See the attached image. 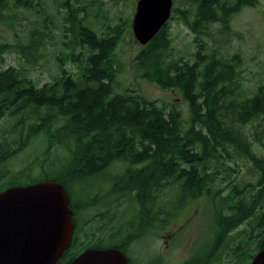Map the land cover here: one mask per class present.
Segmentation results:
<instances>
[{
  "label": "trees",
  "instance_id": "16d2710c",
  "mask_svg": "<svg viewBox=\"0 0 264 264\" xmlns=\"http://www.w3.org/2000/svg\"><path fill=\"white\" fill-rule=\"evenodd\" d=\"M10 1L0 0V22ZM35 1L12 0L40 11ZM60 1L65 13L59 36L46 24L0 40V121H8L0 126V192L41 181L66 188L75 231L55 264H68L88 248L126 251L202 196L213 203V232L207 249L182 264H252L264 248V156L242 126L261 119L264 135V83L246 93L239 85V53L221 55L203 38L216 23L228 32L232 15L257 0H186L182 9L173 6L170 20L178 17L195 34L198 49L190 58L175 54L170 20L135 55L143 78L183 93L186 121L176 103L149 100L134 87L117 91L115 52L123 29L98 33L83 0ZM48 44L61 45L52 80L40 85L23 69L4 67L8 51L17 48L31 61ZM259 130L253 131L256 139ZM35 146L41 148L24 167H8ZM234 151L257 171L255 182L237 181ZM85 180L97 185L94 194L86 192Z\"/></svg>",
  "mask_w": 264,
  "mask_h": 264
},
{
  "label": "rangeland",
  "instance_id": "374dc122",
  "mask_svg": "<svg viewBox=\"0 0 264 264\" xmlns=\"http://www.w3.org/2000/svg\"><path fill=\"white\" fill-rule=\"evenodd\" d=\"M137 2L138 0H83L88 12V21L98 33L110 31L115 26H120L123 29L122 38L115 52L116 59L121 66L115 86L117 91L123 92L129 87H134L149 100H158L159 103H176L186 121L189 118V108L183 93L176 88L164 89L155 82L143 78L134 64L135 55L142 46L135 38L132 26ZM35 3L41 13L36 9L17 7L12 0L10 1L8 9L3 14L4 21L0 22L1 41L12 39L15 32L26 34L31 30L43 29L46 24L55 29L56 35L59 36V26L65 13V9L60 4L61 1L36 0ZM173 6L182 9L186 7V0H174ZM46 18L48 20L44 23ZM229 26L230 30L225 33L221 30L220 24L216 23L212 26L211 35L204 36L203 39L206 42V47L218 49L221 55L230 56L239 53L241 58L239 85L245 88L246 93L252 94L260 82L264 83V0H257L254 5H242L232 15ZM170 30L175 54L190 58V54L198 49L194 40L195 34L179 21L178 17L170 20ZM60 48L59 44L54 46L48 44L46 53L40 49L44 54H37L38 58L35 55L31 56V61H27L16 48V50L6 53L4 67L14 66L23 69L27 77L37 80L42 85L52 80L53 75L58 71L54 54ZM68 66L76 71V67L72 64ZM7 124L6 119L0 121L1 127ZM242 128L255 151L264 156L262 120L255 119L243 125ZM255 128L260 129V139H256L253 135ZM36 148V146L31 147L11 160L8 167L12 169L24 167L36 156L41 146ZM234 155L238 157L237 162L239 163L233 164L236 171H239L236 176L237 181L242 184L255 182L258 178L257 171L239 152L234 151ZM233 174L235 175V173ZM83 183L86 192L94 194L97 185L89 180H85ZM86 196L89 195L86 194ZM81 197L79 192L76 198L79 200ZM166 197L170 200L174 198L171 193ZM212 232L213 203L207 196H202L185 202L182 207L174 211L173 218L168 223L162 227L154 228L149 235L133 242L125 252L136 263L139 261L140 263L154 264L156 257H161L164 264H182L193 254L207 249L206 244L209 242Z\"/></svg>",
  "mask_w": 264,
  "mask_h": 264
},
{
  "label": "water",
  "instance_id": "95a60500",
  "mask_svg": "<svg viewBox=\"0 0 264 264\" xmlns=\"http://www.w3.org/2000/svg\"><path fill=\"white\" fill-rule=\"evenodd\" d=\"M174 0H138L135 38L146 45L170 20ZM71 199L57 181L14 185L0 192V264H55L71 246ZM68 264H129L119 248H88ZM252 264H264V248Z\"/></svg>",
  "mask_w": 264,
  "mask_h": 264
},
{
  "label": "flooded vegetation",
  "instance_id": "af4514ba",
  "mask_svg": "<svg viewBox=\"0 0 264 264\" xmlns=\"http://www.w3.org/2000/svg\"><path fill=\"white\" fill-rule=\"evenodd\" d=\"M161 227V226H160ZM126 255H127V253L123 250V249H121ZM127 257H128V255H127ZM133 259V258H132ZM128 261H129V257H128ZM129 264H147V262H144V263H140L139 261H138V263H136L134 260H133V262L131 263V261H129ZM154 264H164L163 262H162V258L161 257H156V261H155V263Z\"/></svg>",
  "mask_w": 264,
  "mask_h": 264
}]
</instances>
